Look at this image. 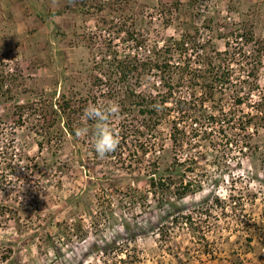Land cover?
I'll use <instances>...</instances> for the list:
<instances>
[{"label": "rangeland", "instance_id": "374dc122", "mask_svg": "<svg viewBox=\"0 0 264 264\" xmlns=\"http://www.w3.org/2000/svg\"><path fill=\"white\" fill-rule=\"evenodd\" d=\"M79 1L63 0L48 25L39 19L0 25V210L8 215L0 216V257H9L0 264H264V120L257 111L264 108V45L247 43L252 36L264 44V0ZM119 25L133 32V42L118 33ZM184 36L190 68L231 42L232 86L241 94L219 89L207 102L218 145L182 155L196 159L194 174L185 171L198 191L175 213L149 195L146 178L160 143L172 156L167 125L159 144L118 134L117 150L104 159L86 137H72L58 124L42 128L63 95L77 102L98 95L92 71L105 55L156 58ZM166 57L174 68L185 63L175 51ZM159 81L155 71L147 74L140 91L151 93ZM188 92L194 90L180 89L181 96ZM92 104L115 109L110 119L120 123L114 101ZM248 116L261 118L250 131H237ZM228 129L236 134L225 156ZM142 146L151 149L146 158ZM188 215L193 229L185 224Z\"/></svg>", "mask_w": 264, "mask_h": 264}, {"label": "trees", "instance_id": "16d2710c", "mask_svg": "<svg viewBox=\"0 0 264 264\" xmlns=\"http://www.w3.org/2000/svg\"><path fill=\"white\" fill-rule=\"evenodd\" d=\"M85 3L86 0L78 2L79 5ZM99 10H102V7ZM119 27L118 33L125 34L127 42H133V32L122 29L120 25ZM189 39L191 41L192 38L190 37ZM247 43L255 47L264 45L262 41H255L252 36L247 38ZM142 44L141 41H138V48H141ZM169 44L166 49L158 52L156 58H141L137 54H125L120 57L118 53H115L109 60L105 55L100 61H96L92 71L96 75L92 77L93 85L100 89L98 95L91 94L88 98L81 99L78 102L63 95L60 102L50 106L52 115L48 122L49 126L42 128V130L49 131L58 124V126L62 125L67 134L72 137H75V129L78 127L86 126L91 130L95 122L83 119L84 110L90 105V102L96 103L104 98L114 101L119 107L120 123H117L116 126L115 122L110 119L109 124L122 136L130 132L133 137L139 139L154 138L155 142L159 144L161 141L160 130L164 125H167L170 132L169 138L172 143V156L170 159L168 158L164 146L160 143L158 145L160 147V155L146 165V178L149 186V195L157 201L159 207H164L168 204L176 213V211H183L179 204L188 195L198 191V189L192 188L190 175H186L185 171V168H187V170H190L189 173L194 174L195 171L190 165L196 159L187 155L186 159L182 160V155L192 147L199 149L209 144L215 147L218 145V138L208 129L210 124L213 125L217 121L214 117L207 115V110L205 109L207 102H214L213 99H215L219 89L236 93L238 96L241 94V89L234 90L236 87L232 86L233 76L230 68L231 64L235 62L236 55L230 52V41L226 44L227 50L225 52H214L212 58L208 54L201 55L197 68H190L188 62L186 63L184 59L188 50L186 48L188 41L185 36L180 41L170 40ZM172 51L180 54L181 59H184V65H174L175 68L173 67L171 60L166 57ZM162 52H164L163 55L160 54ZM153 71L156 72V76H158L160 81L154 85L151 93L141 92L144 77ZM251 74L253 77L254 74L252 72L248 76H251ZM105 80L110 83V86L107 85L108 82L105 84ZM241 82L243 83V81ZM105 86H108V88L104 89ZM186 86L190 87L194 92H188L187 96H181L180 89H184ZM197 91H201L202 98L196 97ZM220 96L223 98L222 95ZM235 102L238 105L243 104L240 99ZM211 106L213 109L215 108L213 104ZM26 108H28V105L18 107L21 112L26 110ZM263 109V107L257 108V111L258 116H261L264 120ZM21 118L19 119V124H22ZM124 118H129V121H123ZM259 118L248 116V121L242 122V125L236 130L243 133L250 131L252 126L256 124L254 123L255 120ZM220 131L224 132L225 129ZM228 131L223 151L225 154L232 145V140L236 134L233 130L228 129ZM86 138L91 142V131ZM245 142L244 146L247 148V140ZM133 147L135 149L139 148L137 145L132 144ZM140 148H142L141 152L146 158L151 149L148 147L150 151H147L146 146ZM223 160V158H220L221 163ZM215 162H217V158ZM215 164L218 165L219 163ZM188 165L189 167H187ZM206 201L208 202V200ZM0 216L8 215L4 210H0ZM192 220L193 217L188 215L185 221V224L190 225L191 229H193ZM177 221L176 218H173V222ZM8 260V256L0 257L1 262H7Z\"/></svg>", "mask_w": 264, "mask_h": 264}, {"label": "crops", "instance_id": "0c3cea01", "mask_svg": "<svg viewBox=\"0 0 264 264\" xmlns=\"http://www.w3.org/2000/svg\"><path fill=\"white\" fill-rule=\"evenodd\" d=\"M63 4V0H0V25L30 26L33 22L37 24V19L41 20L42 25H48L50 21L48 22L46 18L49 16L48 18L53 20L54 9L63 8ZM60 12L59 15L63 10Z\"/></svg>", "mask_w": 264, "mask_h": 264}, {"label": "clouds", "instance_id": "9594fccd", "mask_svg": "<svg viewBox=\"0 0 264 264\" xmlns=\"http://www.w3.org/2000/svg\"><path fill=\"white\" fill-rule=\"evenodd\" d=\"M115 109L111 107L89 105L85 108L83 119L94 121V127H78L75 129V137L82 138L89 135L91 131V142L100 159L117 150L120 139L118 133L110 127L109 119Z\"/></svg>", "mask_w": 264, "mask_h": 264}, {"label": "built area", "instance_id": "2783aa9c", "mask_svg": "<svg viewBox=\"0 0 264 264\" xmlns=\"http://www.w3.org/2000/svg\"><path fill=\"white\" fill-rule=\"evenodd\" d=\"M154 19H156V17Z\"/></svg>", "mask_w": 264, "mask_h": 264}]
</instances>
